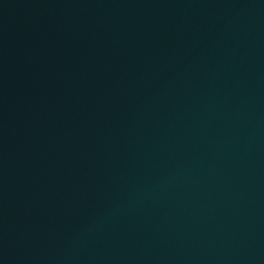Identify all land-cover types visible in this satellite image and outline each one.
Masks as SVG:
<instances>
[{
    "label": "water",
    "instance_id": "1",
    "mask_svg": "<svg viewBox=\"0 0 264 264\" xmlns=\"http://www.w3.org/2000/svg\"><path fill=\"white\" fill-rule=\"evenodd\" d=\"M0 264H264V0H0Z\"/></svg>",
    "mask_w": 264,
    "mask_h": 264
}]
</instances>
